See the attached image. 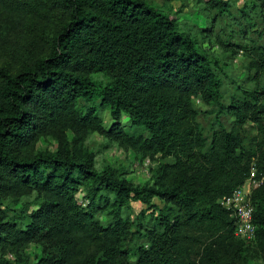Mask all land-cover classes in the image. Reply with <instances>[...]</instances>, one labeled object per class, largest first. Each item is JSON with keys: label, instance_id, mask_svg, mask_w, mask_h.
Here are the masks:
<instances>
[{"label": "trees", "instance_id": "1", "mask_svg": "<svg viewBox=\"0 0 264 264\" xmlns=\"http://www.w3.org/2000/svg\"><path fill=\"white\" fill-rule=\"evenodd\" d=\"M4 1L36 28L21 62L0 65V264L30 242L42 248L35 264H245L251 246L264 256V43H230L247 74L224 100V64L148 0ZM245 6L264 20V0ZM52 17L57 27L39 40ZM195 100L214 114L207 132ZM79 129L163 159L133 183L68 144L36 147ZM252 165L262 181L246 242L219 199ZM132 201L146 206L133 217Z\"/></svg>", "mask_w": 264, "mask_h": 264}, {"label": "rangeland", "instance_id": "2", "mask_svg": "<svg viewBox=\"0 0 264 264\" xmlns=\"http://www.w3.org/2000/svg\"><path fill=\"white\" fill-rule=\"evenodd\" d=\"M150 3L165 10L178 24L179 29L195 39L206 52L218 58L224 64L221 73L222 92L224 100L235 91L234 80L240 82L247 74V59L242 50L230 43L245 44L248 42L264 43V20L258 10L246 8L249 0H226L228 9L220 11L214 0H148ZM11 3H0V65L17 66L25 57V43L36 25L28 23L26 16L16 15ZM245 10V11H243ZM58 20L52 17L43 25L38 26L39 40L47 42L52 30L57 27ZM236 50V51H235ZM244 81V80H243ZM241 82V85L244 82ZM248 86L250 83L247 81ZM195 106L200 110L197 121L209 131L214 114L208 113V106L195 100ZM107 118V115H106ZM221 120L227 128L231 127L233 117L221 115ZM69 145L73 151L92 159L96 168L110 165L122 169L125 177L133 183H143L150 178V169L156 162L162 160L160 155L134 148L128 144H120L106 136L87 129L68 130L65 134L41 136L36 147L42 150L54 151L60 146ZM154 202L162 206L163 202L154 198ZM84 203L85 200H84ZM129 210L131 217L141 209L146 208L140 201H132ZM125 211L124 213H127ZM147 215L150 209L147 208ZM98 215L105 219L101 213ZM142 242L144 240L142 239ZM41 245L30 242L16 249L8 250L4 257L10 264H35L41 254ZM249 258L245 264H264V256L253 246L248 252Z\"/></svg>", "mask_w": 264, "mask_h": 264}, {"label": "built area", "instance_id": "3", "mask_svg": "<svg viewBox=\"0 0 264 264\" xmlns=\"http://www.w3.org/2000/svg\"><path fill=\"white\" fill-rule=\"evenodd\" d=\"M261 181L262 178L257 179L256 168L252 165L247 179L230 194L219 199V203L235 218L234 234L246 242L253 241L256 235V226L253 223L254 207L250 195Z\"/></svg>", "mask_w": 264, "mask_h": 264}]
</instances>
